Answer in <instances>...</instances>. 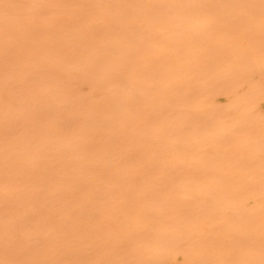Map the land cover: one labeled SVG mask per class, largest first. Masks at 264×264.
I'll return each mask as SVG.
<instances>
[{"label": "bare ground", "instance_id": "obj_1", "mask_svg": "<svg viewBox=\"0 0 264 264\" xmlns=\"http://www.w3.org/2000/svg\"><path fill=\"white\" fill-rule=\"evenodd\" d=\"M0 264H264V0H0Z\"/></svg>", "mask_w": 264, "mask_h": 264}]
</instances>
